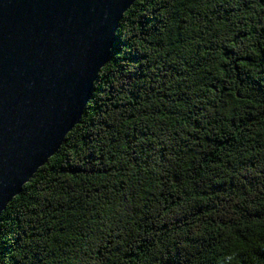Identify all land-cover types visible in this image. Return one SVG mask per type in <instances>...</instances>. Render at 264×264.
<instances>
[{
    "label": "trees",
    "instance_id": "trees-1",
    "mask_svg": "<svg viewBox=\"0 0 264 264\" xmlns=\"http://www.w3.org/2000/svg\"><path fill=\"white\" fill-rule=\"evenodd\" d=\"M0 264H264V0H136Z\"/></svg>",
    "mask_w": 264,
    "mask_h": 264
},
{
    "label": "water",
    "instance_id": "water-1",
    "mask_svg": "<svg viewBox=\"0 0 264 264\" xmlns=\"http://www.w3.org/2000/svg\"><path fill=\"white\" fill-rule=\"evenodd\" d=\"M136 0H0V215L60 149Z\"/></svg>",
    "mask_w": 264,
    "mask_h": 264
}]
</instances>
